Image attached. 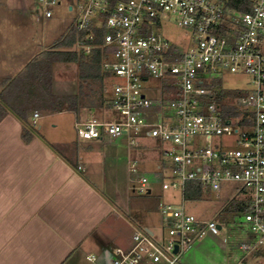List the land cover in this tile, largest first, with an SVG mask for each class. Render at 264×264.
<instances>
[{
	"label": "built area",
	"instance_id": "1",
	"mask_svg": "<svg viewBox=\"0 0 264 264\" xmlns=\"http://www.w3.org/2000/svg\"><path fill=\"white\" fill-rule=\"evenodd\" d=\"M45 16L65 4L76 13L75 50H102V68L112 80L108 105L112 120H77L83 140L126 136L129 146L141 136L171 143L168 163L158 168L164 190H181L182 204L160 205L158 233L137 228L129 249L115 248L111 264H182L183 254L207 233L219 235L216 221L194 218L184 206L188 183L219 191L223 183L240 184L247 205L241 216L250 240L246 252L264 248V0H36ZM186 30L187 46L162 33L170 22ZM102 33L101 39L99 34ZM224 71L247 76L248 90L236 89L237 114L226 116L219 99L226 89ZM159 80L170 99L151 97L145 84ZM153 90V89H152ZM169 106V113L164 107ZM41 117L35 111L33 118ZM36 126V123L35 125ZM205 143L203 145L202 143ZM129 170L140 165L131 158ZM172 182H167V175ZM134 190L148 194L150 179H133ZM221 227H220V226ZM177 248V251L175 249ZM263 252V251H262ZM95 261L94 256H89Z\"/></svg>",
	"mask_w": 264,
	"mask_h": 264
},
{
	"label": "crops",
	"instance_id": "2",
	"mask_svg": "<svg viewBox=\"0 0 264 264\" xmlns=\"http://www.w3.org/2000/svg\"><path fill=\"white\" fill-rule=\"evenodd\" d=\"M4 40L0 30V94L15 99L21 93L18 77L35 56L2 44ZM16 83L17 88L10 86ZM96 110L102 108L41 112L37 121L32 113L29 121L36 130L30 140L23 137V122L14 111L7 109L0 120V264H111L113 250L129 249L137 228L155 232L138 215L144 206L132 209L129 199L138 193L133 188L138 176L162 180L158 168L168 163L165 147L154 139L161 149L151 156L146 136L132 148L126 136L80 139L77 120L106 118ZM65 114L75 136L59 130L62 121L55 117ZM45 117H50L47 124L42 123ZM131 158L140 163L137 176L129 170ZM151 158L155 167L148 166L154 164ZM209 242L225 253L219 264H228V246L212 233L183 254L182 264H195L197 251Z\"/></svg>",
	"mask_w": 264,
	"mask_h": 264
},
{
	"label": "rangeland",
	"instance_id": "3",
	"mask_svg": "<svg viewBox=\"0 0 264 264\" xmlns=\"http://www.w3.org/2000/svg\"><path fill=\"white\" fill-rule=\"evenodd\" d=\"M52 10L53 17L48 18L45 16L44 7L40 6L36 0H0V30L3 31L4 38L6 39L2 44L4 43L8 47L13 45L15 49L21 48L27 50V55L31 54L33 57L39 56L42 50L51 48L55 41L72 26L76 16L75 11L71 12L65 4L55 6ZM169 19L170 22L162 30L163 35L169 40L179 43L181 46H187L188 36L186 30L175 24L173 16H170ZM72 49L75 50V47L73 46ZM11 51L13 50L11 49ZM53 72L55 90L57 92L59 91L62 94L77 90L79 71L76 64L56 63ZM223 73L221 83L224 88L234 91L236 89H249L250 79L247 76L232 74L229 71H224ZM111 80L112 78H108V98ZM145 89H147L149 96L157 99L162 98V94L167 95L166 99L172 97V93L167 89L163 91V82L159 80L148 82L145 84ZM169 109V106L164 107L166 113ZM102 110L100 111L106 115V118H102V120H112L117 115L109 107L102 108ZM100 111L96 110V112ZM55 118L62 121L60 131L62 129L68 135L75 136L71 128L72 119H70L69 114ZM43 119L42 123L44 124L50 121V117ZM148 144L149 155L151 156L161 149L160 145L154 144L153 138L148 139ZM202 144L205 145L204 142ZM162 146L172 148L171 143L162 144ZM152 161L154 162V158ZM148 166L155 167V162L154 164L150 162ZM165 180L170 183L173 181L169 173ZM162 181L152 179L149 184L152 189L151 194L132 193L129 199L133 207L132 209L138 205L144 206L142 207L145 209V212H140L138 215H142L146 224L150 225L156 233L159 232V226L163 223L160 209L161 203L182 204L180 188L174 189L171 187L168 190H164ZM240 189V184L234 182L223 183L219 191L203 189L200 198L187 197L184 201V206L187 212L194 218L205 221H216L222 226V230L218 236L225 242V247L227 248L228 246V264H264V255L260 254L261 251L264 252V248H260L261 251L253 250L246 252L239 247L241 243L250 240L248 228L241 226L244 223L243 218L238 216L232 217V219L228 214L229 212L223 209L231 200L236 199L239 201L240 199H244V194ZM196 254L195 264H219L220 259H223L225 255L220 247L210 242L207 246L201 247Z\"/></svg>",
	"mask_w": 264,
	"mask_h": 264
},
{
	"label": "trees",
	"instance_id": "4",
	"mask_svg": "<svg viewBox=\"0 0 264 264\" xmlns=\"http://www.w3.org/2000/svg\"><path fill=\"white\" fill-rule=\"evenodd\" d=\"M102 33L98 39H101ZM76 43V33L69 28L53 46L44 53L32 59L24 73L18 77L22 81L21 93L16 98H9V93L0 94V120L6 115L7 109L14 111L23 122V137L30 140L36 128L29 121V117L35 111L42 113H59L72 111L80 113L82 110L106 108L108 105V76L102 68L103 54L100 48H96L91 55L83 51L72 49ZM56 63H73L78 68L77 90L60 93L55 90L53 81V68ZM23 74V75H22ZM217 82H220L218 80ZM10 86L17 88L16 84ZM238 92L224 89L219 99L224 104L226 116L237 114L233 101ZM42 112V113H41ZM202 186L199 183H188L185 188L184 198H200ZM230 217H240L247 212L244 200H231L223 208ZM232 218V219H233ZM264 255V252H260Z\"/></svg>",
	"mask_w": 264,
	"mask_h": 264
},
{
	"label": "water",
	"instance_id": "5",
	"mask_svg": "<svg viewBox=\"0 0 264 264\" xmlns=\"http://www.w3.org/2000/svg\"><path fill=\"white\" fill-rule=\"evenodd\" d=\"M220 226V225H219ZM221 227V226H220ZM175 251H177V248L175 249Z\"/></svg>",
	"mask_w": 264,
	"mask_h": 264
}]
</instances>
